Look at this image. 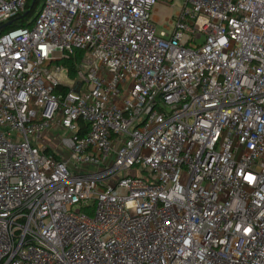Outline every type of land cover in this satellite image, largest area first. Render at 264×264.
<instances>
[{
  "label": "built area",
  "instance_id": "2783aa9c",
  "mask_svg": "<svg viewBox=\"0 0 264 264\" xmlns=\"http://www.w3.org/2000/svg\"><path fill=\"white\" fill-rule=\"evenodd\" d=\"M157 5L0 32V264H264V0Z\"/></svg>",
  "mask_w": 264,
  "mask_h": 264
},
{
  "label": "rangeland",
  "instance_id": "374dc122",
  "mask_svg": "<svg viewBox=\"0 0 264 264\" xmlns=\"http://www.w3.org/2000/svg\"><path fill=\"white\" fill-rule=\"evenodd\" d=\"M186 0H174L173 7H167L163 5H157L152 13L153 18H157V26L159 31H164V24L166 20H174L176 15L181 11V8L184 6ZM167 34L171 35L170 31H166ZM61 81L69 86L71 83L69 80L65 79L64 76L61 77ZM54 146H57V141H51Z\"/></svg>",
  "mask_w": 264,
  "mask_h": 264
},
{
  "label": "trees",
  "instance_id": "16d2710c",
  "mask_svg": "<svg viewBox=\"0 0 264 264\" xmlns=\"http://www.w3.org/2000/svg\"><path fill=\"white\" fill-rule=\"evenodd\" d=\"M44 1L45 0H36L34 2V4H30L28 7V9L30 10L28 15L25 18H22V17L15 18L13 21V24L11 25V27H9L8 30L29 27L30 26L29 19L33 16L35 11L38 10L42 6ZM80 57L81 56L78 55L75 60H72V61H69L66 63V66L69 67V69H70V73H71L72 78H75V76H76L77 66L79 64Z\"/></svg>",
  "mask_w": 264,
  "mask_h": 264
},
{
  "label": "water",
  "instance_id": "95a60500",
  "mask_svg": "<svg viewBox=\"0 0 264 264\" xmlns=\"http://www.w3.org/2000/svg\"><path fill=\"white\" fill-rule=\"evenodd\" d=\"M35 0H33V2H34ZM27 15V13L24 15V16H26ZM11 26V22L10 23H7V24H5V25H3V26H1L0 27V32L1 31H3V30H6V29H9V27Z\"/></svg>",
  "mask_w": 264,
  "mask_h": 264
},
{
  "label": "crops",
  "instance_id": "0c3cea01",
  "mask_svg": "<svg viewBox=\"0 0 264 264\" xmlns=\"http://www.w3.org/2000/svg\"><path fill=\"white\" fill-rule=\"evenodd\" d=\"M155 20H157V18H155Z\"/></svg>",
  "mask_w": 264,
  "mask_h": 264
}]
</instances>
